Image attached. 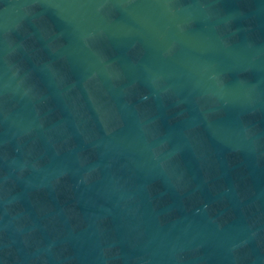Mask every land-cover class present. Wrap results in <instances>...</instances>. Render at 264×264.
<instances>
[{"label":"water","instance_id":"95a60500","mask_svg":"<svg viewBox=\"0 0 264 264\" xmlns=\"http://www.w3.org/2000/svg\"><path fill=\"white\" fill-rule=\"evenodd\" d=\"M0 264H264V0H0Z\"/></svg>","mask_w":264,"mask_h":264}]
</instances>
